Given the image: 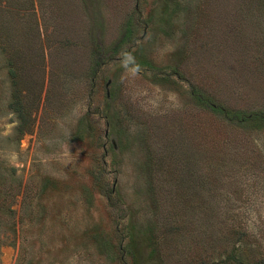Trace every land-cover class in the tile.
Returning a JSON list of instances; mask_svg holds the SVG:
<instances>
[{"label": "rangeland", "instance_id": "obj_1", "mask_svg": "<svg viewBox=\"0 0 264 264\" xmlns=\"http://www.w3.org/2000/svg\"><path fill=\"white\" fill-rule=\"evenodd\" d=\"M263 115L264 0H0V264L261 258Z\"/></svg>", "mask_w": 264, "mask_h": 264}, {"label": "trees", "instance_id": "obj_2", "mask_svg": "<svg viewBox=\"0 0 264 264\" xmlns=\"http://www.w3.org/2000/svg\"><path fill=\"white\" fill-rule=\"evenodd\" d=\"M261 120L264 121V115L261 116ZM262 250H264V248L261 249V258L258 256L257 257L253 256L249 260H247L244 264H264V252Z\"/></svg>", "mask_w": 264, "mask_h": 264}]
</instances>
